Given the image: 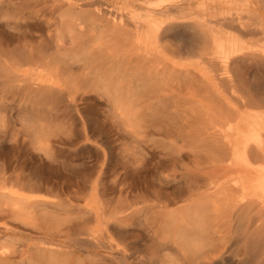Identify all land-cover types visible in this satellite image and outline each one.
<instances>
[{
  "label": "rangeland",
  "instance_id": "rangeland-1",
  "mask_svg": "<svg viewBox=\"0 0 264 264\" xmlns=\"http://www.w3.org/2000/svg\"><path fill=\"white\" fill-rule=\"evenodd\" d=\"M95 1L132 23L146 19L136 0ZM157 3L149 0L150 7ZM223 7L224 0H188L184 11L211 15ZM46 8L35 0H0V249L8 256L1 264H203L198 255L179 260L174 237L153 223L155 213H180L192 204L186 199L192 185L177 166L187 159L168 145V114L164 117L150 100L125 101L126 118L134 111L143 118L138 131L145 159L135 164L133 138L124 133L120 110L83 79L92 66L107 70L116 51L91 50L98 27L93 36L77 35L64 25L45 23L41 10ZM191 37L184 31L169 42L180 50V60L187 57ZM259 37L242 38L240 44L247 50L256 41L264 49ZM50 69L78 82L77 90L52 89ZM158 191L181 199L166 209H143ZM123 208L128 211L122 213ZM212 226H206V236L222 249L214 257L218 264H264L246 248L249 234L223 244ZM49 255L59 259L49 263Z\"/></svg>",
  "mask_w": 264,
  "mask_h": 264
},
{
  "label": "bare ground",
  "instance_id": "bare-ground-1",
  "mask_svg": "<svg viewBox=\"0 0 264 264\" xmlns=\"http://www.w3.org/2000/svg\"><path fill=\"white\" fill-rule=\"evenodd\" d=\"M187 1L158 0L150 7L149 0H136L146 19L132 23L121 11L95 0H35L49 5L41 10L45 23L64 25L77 35L93 36L98 27L99 39L91 43V50L116 51L117 59L107 70L92 66L83 79L100 88L120 110L117 117L127 127L124 133L133 138L130 151L135 164L145 159L146 144L138 131L143 118L136 111L126 118L125 101L134 105L150 100L164 117L168 114V145L187 159L177 166L189 178L188 186L192 185L186 198L192 204L180 213H155L153 223L174 237L179 260L198 255L203 264H218L214 257L222 249L210 245L206 236L210 223L217 227L223 244L249 234L246 248L256 254V262L264 263V49L256 41L247 50L240 44L245 37L264 40V0H224L225 7L211 15L185 12ZM184 31L192 36L191 46L180 60V50L171 49L169 42ZM77 83L57 69L51 70L48 79L55 90L64 86L76 91ZM172 196L158 191L153 194L155 202L143 204V209H166L181 199ZM7 258L0 249V264ZM58 259L49 255L47 261Z\"/></svg>",
  "mask_w": 264,
  "mask_h": 264
}]
</instances>
